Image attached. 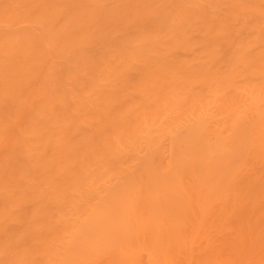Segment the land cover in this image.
<instances>
[{
  "label": "bare ground",
  "instance_id": "1",
  "mask_svg": "<svg viewBox=\"0 0 264 264\" xmlns=\"http://www.w3.org/2000/svg\"><path fill=\"white\" fill-rule=\"evenodd\" d=\"M262 245L264 0H0V264Z\"/></svg>",
  "mask_w": 264,
  "mask_h": 264
},
{
  "label": "rangeland",
  "instance_id": "2",
  "mask_svg": "<svg viewBox=\"0 0 264 264\" xmlns=\"http://www.w3.org/2000/svg\"><path fill=\"white\" fill-rule=\"evenodd\" d=\"M261 248H264V245H262ZM262 250H264V249H262ZM252 252H253V251H252ZM255 252L257 253L258 251H255ZM255 252H253V253H255ZM262 252H264V251H260L261 254H264V253H262ZM253 253H251V255H253ZM260 253H258V254H260ZM253 256H254V255H253ZM251 257H252V256H251ZM256 257H257L256 259H258V257H259L260 259H264V256L260 257V255H257ZM242 259H243V258H242ZM244 259L247 261V257H246V256H244ZM256 259H254V261L257 262V263H259L258 261H256ZM260 259H258V260H260ZM248 260H249V259H248ZM243 262H245V261H243ZM247 263L250 264V260L247 261ZM253 263H254V262H253ZM245 264H246V263H245Z\"/></svg>",
  "mask_w": 264,
  "mask_h": 264
}]
</instances>
